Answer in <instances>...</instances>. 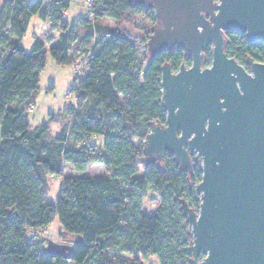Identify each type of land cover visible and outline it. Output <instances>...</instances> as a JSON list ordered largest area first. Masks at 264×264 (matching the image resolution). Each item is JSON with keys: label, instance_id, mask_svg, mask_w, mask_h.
<instances>
[{"label": "trees", "instance_id": "1", "mask_svg": "<svg viewBox=\"0 0 264 264\" xmlns=\"http://www.w3.org/2000/svg\"><path fill=\"white\" fill-rule=\"evenodd\" d=\"M70 7L71 0H4L0 7V264H143L141 259L152 256L159 264H191L180 207L185 199L199 209L195 185L202 178L201 163L193 160L191 171L181 170L169 153L161 162H146L143 154L150 123H165L161 67L169 61L177 68L189 62L180 59L187 54L164 50L149 59L150 32L138 40L103 24L112 19L131 25L144 15L152 20L151 29L153 9L135 0H93L90 15L73 24L64 20ZM34 16L60 31L47 50L36 41L26 51L16 40ZM227 35L229 56L264 63V41ZM48 52L57 64L82 66L70 88L75 105L51 116L62 121L52 138L48 125L31 128L28 120ZM93 137H102V143H93ZM91 163L102 165L104 173L85 174ZM66 164L75 175L64 174ZM49 176L61 180L54 203L47 200ZM149 191L160 199L153 214L142 211ZM56 217L75 237L69 258L44 253L43 239L34 238Z\"/></svg>", "mask_w": 264, "mask_h": 264}, {"label": "water", "instance_id": "2", "mask_svg": "<svg viewBox=\"0 0 264 264\" xmlns=\"http://www.w3.org/2000/svg\"><path fill=\"white\" fill-rule=\"evenodd\" d=\"M135 1L155 12L149 59L174 46L192 56L177 72L162 65L166 121L151 122L143 141L146 162L169 153L181 170L201 163L199 209L185 199L180 207L190 262L264 264V63L249 56L247 70L228 56L225 34L264 39V0ZM209 45L213 59L203 67ZM45 241L44 253L71 256L73 244Z\"/></svg>", "mask_w": 264, "mask_h": 264}, {"label": "rangeland", "instance_id": "3", "mask_svg": "<svg viewBox=\"0 0 264 264\" xmlns=\"http://www.w3.org/2000/svg\"><path fill=\"white\" fill-rule=\"evenodd\" d=\"M34 2L35 0H28ZM45 3H50L43 0ZM52 1V0H51ZM93 0H71V7L69 10H82L85 8V14L88 15L87 8L90 7ZM2 1H0L1 7ZM83 6V7H82ZM89 9V8H88ZM64 12V17L66 15ZM75 11H71L68 15L69 20L76 18ZM155 14V12H154ZM89 16V15H88ZM103 24L106 26L125 29L131 36L138 40H144V34L146 30L152 26V20L148 19L144 15H138L135 18L133 24H123L113 21L112 19H104ZM60 31L55 28H51L48 22L41 20L38 16L32 17L28 29L22 39H16L19 41L26 51H31L36 41H42L44 43V49H48L51 45L58 41ZM144 46L140 47V54L144 51ZM82 66L78 64L73 65H61L57 64L50 53L46 55V63L44 68L40 72L38 91L36 93L35 108L29 111L28 120L31 128L40 127L45 124L50 127L49 137L52 138L57 136L61 129V122L51 121V116H56L63 113L65 108L75 105L76 98L74 93L71 91L74 78L80 76L82 73L79 72ZM103 138H91L93 143L101 144ZM104 173L103 166L97 163H91L85 174L88 175H101ZM64 174L75 175L76 173L70 165H64ZM61 180L59 177L49 176L48 178V193L47 200L54 203L59 189ZM160 203V199L157 194L149 191L147 196L142 200V211L147 214H153ZM31 237V236H30ZM35 239H43V246L46 247V239L53 240L59 243H71L73 242V236L66 234L63 231L62 225L56 217L54 221L46 226L45 228L37 231L34 236ZM34 239V240H35ZM143 264H159L157 256L141 259Z\"/></svg>", "mask_w": 264, "mask_h": 264}, {"label": "flooded vegetation", "instance_id": "4", "mask_svg": "<svg viewBox=\"0 0 264 264\" xmlns=\"http://www.w3.org/2000/svg\"><path fill=\"white\" fill-rule=\"evenodd\" d=\"M150 30H151V29H147L146 31H147V32H150ZM228 32H234V31H228ZM228 32H225V34H226L227 37H228V35H227ZM148 34H149V33H148ZM240 34H242V33H240ZM242 35H244L245 38H246V35H245V34H242ZM228 39H229V37H228ZM246 40L249 41L247 38H246ZM255 41H264V39H255L254 41H249V42H255ZM228 45H229V43H228ZM228 45H227V54H228ZM175 49H182V53L187 54V56H186L185 58H180V59H189V62H188V61H181V62L179 63V65L177 66V68H174L172 62L166 61L165 63H169V64L171 65L172 72H177V71L180 69L181 65H183V64H184L185 66H187V67H190V66L192 65V56H191L190 53H188V52H187L186 50H184L183 48H180V47L174 46L173 48H165L164 50H168V51H169L168 53H169V55H170V54H173V52H174ZM164 50H163V51H164ZM203 53H204L203 67L210 66V65H211V62H212V59H213V57H212V45H209L205 50H203ZM208 53L210 54L209 56L207 55ZM228 56H229V54H228ZM230 57H231V56H230ZM248 57H249V56H247L245 63H240V62L236 59V60H237L241 65H243L247 70H249V66H248V64H247V59H248ZM250 57H251V56H250ZM170 59H171V58H170ZM172 59H179V57L174 56ZM205 59H211V61H210V63H209L208 65L205 64ZM259 62H260V61H259ZM165 121H166V118H165Z\"/></svg>", "mask_w": 264, "mask_h": 264}, {"label": "crops", "instance_id": "5", "mask_svg": "<svg viewBox=\"0 0 264 264\" xmlns=\"http://www.w3.org/2000/svg\"><path fill=\"white\" fill-rule=\"evenodd\" d=\"M0 1H2V3H1V5L3 4V2H4V0H0ZM83 7V6H82ZM71 11H75L74 13H76V18L74 19V20H69V18H68V15H69V13L71 12ZM85 15V8L83 7L82 8V10H77V9H75V10H68L67 12H66V15H65V17H64V20L65 21H67L69 24H73V23H75L79 18H81L82 16H84Z\"/></svg>", "mask_w": 264, "mask_h": 264}, {"label": "built area", "instance_id": "6", "mask_svg": "<svg viewBox=\"0 0 264 264\" xmlns=\"http://www.w3.org/2000/svg\"><path fill=\"white\" fill-rule=\"evenodd\" d=\"M45 1H47V2H51V0H45ZM89 14V13H88ZM90 15V14H89Z\"/></svg>", "mask_w": 264, "mask_h": 264}]
</instances>
